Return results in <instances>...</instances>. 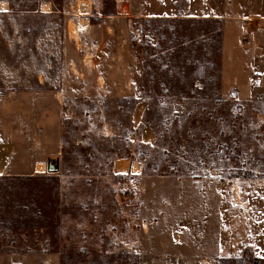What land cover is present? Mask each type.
Segmentation results:
<instances>
[{
	"label": "rangeland",
	"instance_id": "obj_1",
	"mask_svg": "<svg viewBox=\"0 0 264 264\" xmlns=\"http://www.w3.org/2000/svg\"><path fill=\"white\" fill-rule=\"evenodd\" d=\"M4 1L0 139H10L17 156L16 175L0 177H58L62 216L57 243L43 232L0 230V264H133L132 257L138 264H194L216 261L212 251H221V238L224 258L245 251L264 256V22L238 24L241 12L225 15L233 19L222 21L223 102L217 104L159 94L147 80L141 45L151 50L150 40L155 46L157 39L144 20L159 17L156 9L167 10L169 0H159L158 7L132 0L127 28L100 27L103 17L115 15L116 0L82 1L81 17L32 13L44 1L57 12L75 0ZM209 3L233 4L234 11L248 6L246 0ZM97 6L100 13L91 12ZM108 26L115 28L111 36ZM79 37L95 48L105 43L104 50L115 49L122 37L128 52L122 50L119 60L96 57L99 63L87 67L72 43ZM95 73L106 75L107 93L96 90ZM123 78L131 85L128 93ZM137 103L142 105L135 110ZM141 110L144 125L135 129ZM34 144L38 153L30 160ZM120 158L141 163L142 170L118 173ZM49 160L59 162L57 174L34 172ZM7 203L0 202V212Z\"/></svg>",
	"mask_w": 264,
	"mask_h": 264
},
{
	"label": "trees",
	"instance_id": "obj_2",
	"mask_svg": "<svg viewBox=\"0 0 264 264\" xmlns=\"http://www.w3.org/2000/svg\"><path fill=\"white\" fill-rule=\"evenodd\" d=\"M144 24L157 44L150 40L151 50L141 45L147 60L143 71L159 94L222 103V20L190 18L184 23L178 18L152 17ZM1 181L0 195L5 194L0 202L8 203L6 211L0 212V230L11 235L43 232L57 243L62 216L58 177H0ZM132 259L138 264L136 257ZM219 264H264V259L245 251L240 257L222 258Z\"/></svg>",
	"mask_w": 264,
	"mask_h": 264
},
{
	"label": "crops",
	"instance_id": "obj_3",
	"mask_svg": "<svg viewBox=\"0 0 264 264\" xmlns=\"http://www.w3.org/2000/svg\"><path fill=\"white\" fill-rule=\"evenodd\" d=\"M85 1L88 2L89 0H75L74 2V6L71 5V7H69V9L64 8L63 10H65V12L63 10H58L57 12H55L53 10V3L48 2V1H44L40 4L39 8L37 9V11L32 12L35 15L38 16H43V17H48V16H55L54 14H71V16H77V17H81L79 14V10L82 11V6H80L81 2ZM198 3H195L194 0H185L184 5L179 6L176 2L177 0H169L168 6H167V10L165 9V7H162L163 10L160 9H156L157 12H155L159 17H162L163 15H168V16H172V17H180V18H202L203 16H211L212 18H216V19H221L223 21V23H227V21H231L233 18L231 17H227L225 15H227V13H240L244 16H240V14L237 15V17L235 18L234 22L235 23H242V24H248V25H257L258 23H262L264 22V0H246L248 2V6L247 8H242V4L238 6V9H243L242 11H234L233 9H236L235 5L231 4L228 6H213L211 3H209V0H198ZM211 1V0H210ZM5 2V1H4ZM117 5H116V13L115 15H113V17L111 18H104L103 17V23L100 25L101 28L106 27L107 23H120L119 26H123L122 23H124L125 28H127V26L129 25L130 22H132V6H133V2L132 0H116ZM159 0H151V7L154 6L156 4V6H160L161 4L159 3ZM1 3V2H0ZM8 3V2H5ZM50 4V8L52 12H43L42 11V7L44 4ZM9 6V3H8ZM126 7V9L124 10V8ZM91 9V12L94 10H96L97 12L100 13V11L102 10V6H97V7H89ZM3 13L9 11L8 10H1ZM90 12V10H89ZM89 12H86L87 14ZM15 13V12H14ZM145 13V12H143ZM161 15V16H160ZM215 16V17H213ZM116 26V24H114ZM91 26V25H89ZM88 26V27H89ZM69 29V25L67 26ZM108 29V35H112V33L114 34L115 32V28L112 29L110 26L107 27ZM249 29V27H248ZM80 36V34H79ZM106 37V35H105ZM104 38V37H103ZM118 40H121L120 43L116 46L115 49L113 50H104L106 49V45L104 43L103 46L99 47V48H95L93 46L90 45L88 40H83L81 37H79V42L74 38L72 41L74 47L76 49L81 48L83 51L82 57H81V63H85L87 65V67L90 66H96L97 63H99V59H97L96 57H109L112 60H119L122 57V50H125V46H126V41H124V38H118ZM138 49H139V44L135 45L134 48V52L135 55L138 53ZM132 51V50H131ZM125 53L128 52V50L124 51ZM118 68V67H117ZM87 75H85L84 77H80L78 78L79 81H84V79H87ZM123 80L125 81V87L123 88V92L124 93H128V91L131 89V85L130 83L127 81L126 83V78H123ZM104 81V82H101ZM95 82H96V90L102 93H105L106 91H108L111 84L108 82V79L106 77L105 74L102 73H95ZM107 93V92H106ZM11 99H7V101H10ZM141 103H137V106H135V110L139 109V107L141 106ZM142 117H143V111L141 110V114H140V118L139 121L135 122V129L139 126V125H144L142 123ZM13 146V144L11 143L10 139H4L1 138L0 139V175H16L15 171H14V164H13V159L16 158V154L17 151L13 150L11 147ZM36 144H34L33 146H31V148H29V156L28 158L31 160L32 158H34L38 153V150H35L36 148ZM35 151V153H34ZM39 164V163H38ZM133 164L129 159H123L120 158L115 162V168L118 169V173H126L128 172L132 167ZM140 164V170H142V164ZM37 166V165H36ZM34 172H36V167L34 168ZM223 249V243H222V238H221V251L214 249L212 252L214 253L213 256L215 257V259H217L218 261L222 258H224L220 252H222ZM219 256V258H218ZM256 256V255H255ZM258 258H263L264 256H256ZM217 260L214 261L212 259H206L202 262H197L194 264H218ZM190 264V263H189Z\"/></svg>",
	"mask_w": 264,
	"mask_h": 264
},
{
	"label": "bare ground",
	"instance_id": "obj_4",
	"mask_svg": "<svg viewBox=\"0 0 264 264\" xmlns=\"http://www.w3.org/2000/svg\"><path fill=\"white\" fill-rule=\"evenodd\" d=\"M8 3H5V2H1L0 3V9L1 10H7L8 9ZM126 8H124V10H125ZM83 10L84 11H88V8H86V7H84L83 8ZM127 10V9H126ZM42 11L43 12H51V8H50V4L49 3H47V4H44L43 5V7H42ZM80 22H81V24L82 25H85L86 24V21L85 20H80ZM46 164L45 163H39V164H37V166H36V171L37 172H45L46 171ZM139 171H140V164H138V163H134L133 164V167H132V172L133 173H135V174H138L139 173Z\"/></svg>",
	"mask_w": 264,
	"mask_h": 264
},
{
	"label": "water",
	"instance_id": "obj_5",
	"mask_svg": "<svg viewBox=\"0 0 264 264\" xmlns=\"http://www.w3.org/2000/svg\"><path fill=\"white\" fill-rule=\"evenodd\" d=\"M46 166H47L46 172L49 174H57L59 172V162L58 161L49 160Z\"/></svg>",
	"mask_w": 264,
	"mask_h": 264
}]
</instances>
